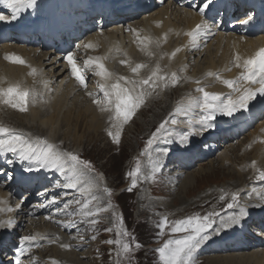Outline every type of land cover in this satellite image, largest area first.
Returning <instances> with one entry per match:
<instances>
[{"label": "bare ground", "instance_id": "obj_1", "mask_svg": "<svg viewBox=\"0 0 264 264\" xmlns=\"http://www.w3.org/2000/svg\"><path fill=\"white\" fill-rule=\"evenodd\" d=\"M68 1L70 2V0ZM212 1L213 3H211L210 7L208 8L209 13H211V15H213L214 17H217L219 20H221L222 18L227 20L228 14L224 13L221 4L224 3L225 5H229L230 3L227 0H212ZM168 12H169L168 9H165L161 14L151 16L148 20L143 19L134 22L133 25H135L134 28L136 29L137 33L126 34V35L121 34L120 36L106 34V36L102 37V39L105 42V51L107 54L109 55L113 54L115 56L123 55L121 57L112 60L110 58H107L106 62H103L105 66L108 68V70L111 71L116 77L117 75H120V77L121 76L128 77L130 80L146 79L147 75L150 76L151 72L155 70L157 64H159L162 70V72L160 73L161 75L167 73L170 77V74L172 72H175L177 74L178 82L176 83V85H173L171 84V82H168V86L164 87L163 86L164 81H157L158 86L155 89L158 90V94L153 95L154 96L153 102H155L158 107L157 110L154 111L152 115L153 118L149 120L150 123L147 126L150 128L153 127L158 128L160 123L164 121L163 119L166 118L168 113L169 114L165 120H170L171 118H173L171 117L169 119L170 115L171 116L176 115L175 119L177 120L178 125H173L169 123L165 126L166 131H163L164 132L163 134L167 135V137L169 138L170 134H167L168 130L174 128L175 126L183 127L185 126V124H188L190 128L196 127L198 123L196 120V113L204 112L201 111V107L195 106L194 103L192 104L191 107H188L191 102L196 100H202V95H203L202 93L200 94L199 98L195 97L194 94L195 93L194 85L198 86V84H196V81H200L204 77L205 83L203 84L204 85L203 88H205V90L208 92L221 91L222 92L221 96H225L224 93L232 92L233 91L232 88H229L226 84L223 83V81L230 79L235 80L238 78V74L245 71L243 67L235 66L236 54H239L241 56L242 61L250 58V54L252 53V50L249 47V45L251 43H257V44L263 43V38L258 37L259 36L258 34L254 38L241 37L239 41H236L232 37V35L223 34L217 40H210L208 38V34H206L205 31H202L201 34L203 35L202 36L200 35L198 37L197 45L203 44L204 42L205 47L201 49V47H197V45H193L190 48L192 41H190L189 36L185 34L187 29L189 28V23L187 22L182 23L180 20V14L178 12H172V16L166 19L165 23L163 24H157L154 21H152V19L154 18L164 17L165 13ZM190 16L191 18H200L201 21H204V17L198 15L196 11H194L193 9H191ZM171 23H174L176 25V31H173L169 28ZM206 23H207V27L209 28L212 27L213 25V22H206ZM161 30L164 31L160 34L159 32ZM146 32L147 35H144ZM164 32L168 33L166 40H165ZM148 33H150L149 34L150 36L148 35ZM173 34L177 36V40L171 38L170 35ZM144 37H150L153 43L141 44L140 41L143 40ZM124 38H125V42L128 41V39L129 42L128 43L126 42L125 44L126 47L121 49V51L118 53L117 50L119 49L120 42ZM157 40L160 41L159 46H157V44L155 43V41ZM177 48L181 49V51L177 52L175 57H172L171 54ZM141 49H145V50H141ZM148 51L153 52L154 55L149 56L147 54ZM187 51L192 52V54L186 53ZM40 53L36 54V56H38ZM200 55L201 57L206 55L210 61L208 60L206 61L205 58L204 59L205 62L202 63L200 59L199 62L197 63L198 69L197 70L195 69L196 73L195 72L194 74L192 73L193 75H195L193 76L191 75L192 68L188 63L189 61H191L192 58L199 57ZM215 58H217V61H215ZM56 59L57 57H53V60ZM122 60H128L129 63L128 64L119 63ZM136 64H145L147 65V67L141 69L139 74L137 75L131 71V67H134ZM54 65L56 67L55 74L61 77L62 80L65 79L68 82V85H65L64 87L61 88L63 90L62 93H58L57 91L60 88V86L63 85L59 83L56 90L55 87H53V82L50 72L45 73L43 75H39L37 73L35 75H32L31 72L32 69L34 68L32 66V61H30V65L28 66L6 65L1 58V51H0V88L6 89L11 85L18 84L21 87V89L24 90L28 85V88L33 94L31 100L32 99L34 100V102L30 105V107H27V111H29L28 113H19L20 112L19 109L17 110L13 108L11 105L5 104L3 100H0V121L10 122V120H12L19 126L27 128V130L31 131L32 133H38L41 137H47L48 141L53 144L54 142L57 141L60 144L61 143L65 144L69 139L70 140L72 139L74 144H76L78 139L84 136V135L81 136L83 133H79V132L80 130L82 131L81 129L82 126L86 127V123H85L86 120H87L88 128L86 130H84L83 128V130L85 132L88 131V136L91 134L98 135L97 132L101 134H108L109 129L115 131V129L112 128L113 121L110 120V116L113 115V113L111 111L101 112L100 107L97 104H95L93 101H91V99H89L85 94H83L82 89H80L78 86H75L74 81L69 78L68 73H66V70L62 66V63L57 62L56 64L54 63ZM89 67L93 68L95 73L94 67L92 65H90ZM188 68H191L190 74ZM209 72L218 74L219 79L217 78L216 75L208 76L207 74ZM141 75H143V77H141ZM183 77L186 80L183 79ZM98 80L99 83H105L108 85L115 82L114 80L104 81L101 79V77H99ZM180 82H184L185 84L179 86ZM121 84L122 86L125 87H131V85H127L123 81H121ZM155 89L153 90L148 86H144V91L150 94L151 93L154 94ZM76 91L82 92V94H78L73 97L72 93ZM137 91H139V89H137ZM242 92L243 91L236 92V97H239L242 94ZM183 93L190 95L189 98H187V102H184L182 105L187 108V111L176 114L174 107L175 97L173 96L171 97V95H176L177 98L179 99V96L182 95ZM49 95H56V100L51 105L48 104V102H50ZM78 96L80 99H78ZM68 97L70 98V100H73V104L75 105L76 108H80V111H78V113L76 112L77 114L73 113L75 111L73 112L71 111L73 108L69 107L70 102L68 103V101H66L68 100L67 99ZM221 98L223 99L224 97ZM182 101L183 100H178V103ZM149 102H151V100ZM141 106L135 111L134 114H141L143 112V107ZM146 108H147V112H149L151 106ZM189 116L191 118L190 121L186 120ZM156 121L159 122L157 123ZM1 122L0 124H2ZM125 127L126 125L124 124L122 130L123 133H126ZM262 128H263L262 126L255 128L253 132L261 136ZM258 142L259 141H256L255 144L257 145ZM236 150L237 149H235L233 152H236ZM252 150L255 151L254 152L255 155L252 157V160H250L249 155H247V157L243 155L242 167L240 166L241 168H238V171L237 170L235 171V175L238 177L239 175L240 176L247 175V177H244L245 181H247L249 179L248 177L250 176L249 175L250 171L247 169L248 165L253 164V162H255V166H253L255 167V170L252 173L251 176L252 178H254L261 171V166L264 165V151L261 154H259L255 148H253ZM5 152L6 151H2L0 154L3 155L5 154ZM237 156L239 155L237 154ZM152 157L160 163H163L164 160L167 158L166 153L161 150L158 151L157 153H154ZM228 159L232 162V157L230 156V153ZM224 160L225 159L220 160L221 164H224ZM169 163L173 164L174 160L172 161L170 160V162L163 164V166L160 165L159 167L165 168L168 166ZM212 163L214 162L212 161ZM156 165L157 163L155 164V166ZM25 167L28 169L31 168L32 166L30 165ZM48 167L53 169V167L50 165H47L46 168ZM201 173L202 172H199L198 176H200ZM35 177L37 178L38 176L36 175ZM194 178L195 176H193V174L189 171L187 173V176L182 180L183 182L182 189L189 188L194 183L193 182ZM247 186H249V188L246 191L247 193L250 194L251 198H253L259 192V187L254 188L252 184ZM93 193L95 192L93 191ZM221 195H225L226 198L224 200H221L220 199ZM0 196H6L9 199H11L8 196V194L3 190H0ZM213 196L214 199L212 198V196L211 198L216 201V202L214 201L215 205H220L222 203L223 205H225L227 201L230 202V200L228 199V193H223L220 190L219 192L213 194ZM244 198L245 196L243 195L241 199ZM175 200L176 199H173V203L175 202ZM257 200H261V197H258ZM176 201L178 202V200ZM166 202L167 200L163 201L162 204L165 205ZM179 202L181 203V205H183L184 203L183 200ZM170 207H172L171 204ZM12 209L13 211H10L6 214L10 216H14L15 209L14 208ZM175 209L178 210L177 212H179V210L183 209V206ZM31 221L34 224L38 222L37 220H32V219ZM42 231L43 230L41 227L39 232ZM45 250H51L52 251L51 253L53 255L60 256L58 260L49 259L48 264H53L54 261L56 262V264H62L64 262L68 263L70 260H73L75 258L74 257L73 259H71V256H74L75 253L73 252L58 253L56 247H45ZM255 256L256 253H250L247 256H243V255L217 256L210 258V261L213 264H248L250 262V258H255Z\"/></svg>", "mask_w": 264, "mask_h": 264}, {"label": "snow or ice", "instance_id": "obj_2", "mask_svg": "<svg viewBox=\"0 0 264 264\" xmlns=\"http://www.w3.org/2000/svg\"><path fill=\"white\" fill-rule=\"evenodd\" d=\"M3 4L11 9L10 16L0 14V21H9L15 20L18 18L19 14L22 11H26L28 8L34 7L36 4V0H2ZM211 0H205L202 5L201 11L203 9H207ZM247 22V21H245ZM207 28V23L203 22L201 24H197L194 29L187 32L186 35L191 38L192 44L195 45L198 37L201 32ZM129 31H135L129 28ZM167 36L165 34V40ZM141 44H151L153 43L150 37H144L143 40L140 41ZM157 46H159L160 41H155ZM85 47L91 48L92 44H87ZM145 50V49H141ZM181 51V49L177 48L172 54V57H175L176 53ZM147 54L149 56L154 55L153 52L148 51ZM13 63L24 64L25 61L19 57L12 56L8 57ZM68 63L71 65V73L75 77L77 81L81 85L86 87V79L84 75L81 73V69L77 66L76 60L74 59V53L69 52L66 57ZM107 59V57L102 58H89L85 63L87 65H94L95 67V75L101 77L102 80H114L115 82L108 85L105 83H101L99 85L100 91L103 93V97L105 98L106 104L102 102L100 99H94V103L100 107L101 112L111 111L113 115L110 116V120L113 121L112 128L115 131L109 129L108 135L112 138L115 143L120 142V138L122 135V130L124 124L129 122L131 117L134 115L135 111L145 102V96L150 93H146L144 91V86H148L153 90L158 86L157 81H164V87L168 86V82H171L175 85L178 82V77L175 72L170 74V77L167 73L161 75L162 72L159 64L156 65L155 70L151 72V75L146 79L139 80H130L128 77H116L108 68L105 66L101 60ZM235 66L243 67L245 71L241 73L240 79L233 80H224L223 83L226 84L229 88H232L235 92H240L241 89L238 85L242 83H257L260 85L259 92L264 94V48H261L255 57L248 58L246 60H241V56L236 54L235 56ZM122 64H128V60H122ZM147 67L145 64H136L134 67H131V71L135 74H139L140 70ZM32 75L36 74V69L33 68ZM208 76L216 75L219 79V75L209 72ZM121 81H123L127 85H131V87L122 86ZM196 83H200V81H196ZM139 89V91H137ZM197 91L201 92L202 100H196L189 104L188 107H191L194 103L195 106L201 107L207 115L202 117V121H208L213 118L214 113L217 111L223 112L226 115L231 116L234 111L239 110L240 108H246L248 101L255 96V92L250 88L243 89V93L233 99L231 96L226 98V102L221 98L220 94L210 93L205 90V88H198ZM29 91H25L21 89L18 84L11 85L9 87L0 88V100H3L5 104L11 105L13 108H17L20 111H27V98L29 97ZM6 98V99H5ZM176 113L186 112L187 108L184 106H178L176 108ZM176 124L177 120L175 118H171L170 120H164L160 123L159 127L156 129L154 133H152L151 137L147 141V148L145 152H147L148 148H151L155 140L158 138V135L162 133V131H166L167 124ZM0 150H5L9 152H18L22 157H26L27 155H35L36 159L42 161L46 165H50L54 168H58L60 170H69L71 172V177L69 183H67L66 187L77 189L83 194L92 193L93 188L97 187V184L93 182L91 179H87L88 173L92 171V165L88 161L82 160L78 155L74 154L70 151H60L57 149L56 145L50 143L47 139H42L40 137H35L33 140L30 134H25L23 132H18L14 129L0 126ZM253 166H255V162H253ZM157 171L156 167H153L152 174L153 178L155 172ZM141 173V168L139 162L136 165L134 171L128 173L130 177H132V184L127 190L132 191L133 188L137 186V180L139 179V175ZM145 179H148L145 176ZM259 179L264 181V171L259 172ZM104 191L111 195V190L105 188ZM225 195H221L220 199L224 200ZM97 197L95 195H89V198L81 204V201L77 200L76 203L80 204L79 213L85 217H96L100 213L105 212L108 208L96 207L94 210L90 207V204L93 200H96ZM261 199H264V196H261ZM2 203V201H0ZM239 203V193L231 194V201L227 203V209H232ZM67 207V206H66ZM111 207V205H109ZM0 211H13L12 208L0 209ZM67 215H75V213H67ZM219 212H210L207 215L199 216L193 215L189 216L185 219L173 222V226L171 231L176 232H185V235L181 239H169L164 245L158 249L160 259L163 261V264H191L193 259V254L197 248H199L202 241H205L209 238L207 233L209 228H212V225L215 223L212 217L219 216ZM247 215V212L244 207H240L239 209V217H244ZM119 221V231L118 235L120 237L128 236L129 233L123 228V218L118 217ZM238 217L229 216L227 220L222 219L220 221V227H229L230 223H237ZM99 221L97 219H91L89 223L95 226ZM9 226L13 223V221L9 220L6 222ZM169 224L167 217L164 218L163 224L161 227H165ZM65 227H70V224L64 225ZM220 227L213 229V231H219ZM93 230H95L93 228ZM106 231L111 232L113 229L108 228ZM36 236H25L20 240V251L23 254L27 249L25 248V244L27 242H31L36 240ZM95 239V236L92 237ZM108 244H116L120 245L124 253H128L131 251V245L127 242H123L122 239L116 240H108L106 241ZM62 247L68 248L69 245H61ZM137 248L140 245L137 243L135 245ZM120 255V252H117V256ZM16 264H20V261L17 260ZM53 264H56L54 261Z\"/></svg>", "mask_w": 264, "mask_h": 264}, {"label": "rangeland", "instance_id": "obj_3", "mask_svg": "<svg viewBox=\"0 0 264 264\" xmlns=\"http://www.w3.org/2000/svg\"><path fill=\"white\" fill-rule=\"evenodd\" d=\"M186 53L192 54V52L190 51H187ZM200 57L201 55L199 57L192 58L191 61H189L188 63L191 66V62L195 61V64L191 66L192 69L190 68L193 74L198 69L197 63L199 62L200 59L202 62V57H205L206 61L207 60L210 61L206 55L202 56L201 58ZM215 61H217V58H215ZM204 62L205 60L203 61V63ZM47 70L49 71V69ZM192 73L191 75H193ZM148 76L149 75H147V77ZM117 77H120V75H117ZM141 77H143V75H141ZM183 79L185 78L183 77ZM204 79L205 78L203 77L200 80L199 84L196 83L198 84V86L195 87V93H194L195 97L198 98L200 97L201 92L197 91V89L204 87L203 85L205 83ZM184 84H185L184 82H180L179 86ZM61 88L62 86H60L59 89ZM156 92H158L157 89ZM49 97H50V102H48V104L51 105L56 100V95H49ZM67 99L68 100L66 101H68V103L70 102L69 107L73 108L71 111L72 112L75 111L73 113L77 114L78 111H80V108H76L75 105L73 104V100H70L69 97ZM153 99L154 96L151 95V99H149L146 104V107L151 106L150 111L147 112L146 110L144 113H141L140 117H138L139 119L138 122L135 121L134 126L130 127L131 125L130 122L126 123L128 124L127 127H125L126 133H124L123 136H121L120 142L118 144L117 143L115 144V142L108 134H101L97 132L98 135L91 134L88 136V131L86 132L84 131L88 128L87 120L85 121L86 127L82 126L81 128L82 131L80 130L79 132V133H83L81 135V136L84 135L82 137L83 139L78 137L79 139L76 142V144H74L72 139L71 140L69 139L65 144L64 143L54 144L56 145L57 149H59L60 151L73 152L74 154L78 155L82 160L91 163L92 171L88 173L87 179H91L93 180V182L97 184V187L93 188V190H97L95 193H93V195H95L97 199L93 200V202L90 204V207L93 210L96 207L108 208L107 211L100 213L96 217H85L80 215L79 213L80 207L75 208L76 205H80L77 204L76 201L79 200L81 201V203L85 202L89 198V195H91V193L88 196H83V197L73 195L74 196L73 198H69L66 201L67 207L65 210L66 212L65 219L66 220L72 219L71 222L74 226V231H73L74 239L71 238L70 241L76 243L75 245L76 248L75 250L72 251L75 254L74 256H71V259L75 257L76 259L74 258L73 260L76 264H119L117 262V252H121L122 248L120 247V245L106 243V241L108 240H116V239H122L123 242H127L130 245L134 244L137 240V242L140 245V252H141L140 264H158L156 252L153 248V244L155 241L152 239L150 241L148 240L153 237L152 235H150L151 231L154 232L156 229L158 228L160 229L161 225L163 224L162 222L159 225V227H155V224L158 225L159 223V216L160 217L165 216V214L162 215L160 214L165 212L170 213V214H166V217H168L167 219L169 221V224L165 226L166 227L165 229H167V231L171 233V235H173L174 237L180 236L181 238H183L185 235H187V233L185 232L174 233L171 231L173 222L185 219L189 216L197 215V211H196L197 207L194 208V206H198L199 204L197 203H199L201 200H202L201 202H204L203 200L207 195L205 194L206 192L205 190L207 189L206 187L211 186L213 183H215L216 185L214 186V188L217 189L221 184H223V182H227L229 181V179H232L231 176H235V171L238 169L235 167L236 165L233 164L224 165L219 163L218 160L215 158L211 161L206 162L205 164H201L197 166L195 169L190 171L193 174V176H195V178L193 179L194 183L189 188L182 189L183 182H181L177 192L171 193L172 195L157 193L156 189H158V191L162 190L164 185L157 187L154 183V181L156 183H160L161 178H157L158 173H155L153 178V174L151 170L152 163L154 161V158L152 157L153 151L147 149V152H145L147 145L143 146L145 140H147V137L149 136L146 137L145 134L139 136V133H141L147 128L148 124L150 123L149 120L153 118L152 115L154 111L157 110L158 106L156 105L155 102H153ZM150 100L151 102H149ZM26 112L27 111H20V113H26ZM173 118H175V116H173ZM3 123L7 125L14 124L12 121L10 122L5 121ZM127 128H130V130H127ZM153 130H155V127H153L151 131ZM147 131L146 134L149 135V131L148 132ZM31 136L39 137L32 134ZM238 143H242V141L241 142L239 141ZM236 145L237 143L233 145V148H235ZM238 150L239 149L236 150L237 154H238ZM231 153L233 155H236L233 152ZM254 155L255 153L253 154V156ZM244 156L247 157V153ZM253 156H250V160H252ZM241 157L243 158V155ZM212 161L214 163H212ZM138 162L140 164L141 173L139 175V179L137 180V186L133 188L132 191H128L127 189L131 187L132 184V177H130L128 173L135 170ZM203 169L205 172L203 171ZM247 169L250 171L249 174L250 176L248 177L249 179L248 178L247 179L250 180L252 179L251 176L253 171L255 170V167H253V164H250L247 166ZM198 171L202 172L200 176H198L199 173ZM145 176H147L148 179H145ZM244 177H247V175H243V176L239 175V177L236 176L235 184L242 183L241 180ZM252 185L254 186V188L258 187L255 186L254 184ZM105 188L111 190V195H109L104 191ZM215 193L216 192L212 193L211 195L213 199H214L213 194ZM158 195L169 197V203H172L173 199H176L178 201L183 200L184 201L183 205H181V203L178 202L179 206L176 208L184 206L186 202L185 214H181V215L177 214L178 216L177 218L175 217L170 218L171 214H173V207H170V204L166 202L164 208L162 202L168 200V198L167 199L158 198L159 197ZM211 196L210 199L213 205L217 208V211L223 212L227 208L226 205L229 201H227L225 205H223V203L220 205H215L216 201L213 200ZM153 198H157V199H153ZM153 202L157 204H154ZM109 205H111V207H109ZM183 209L179 210V212H181ZM67 213H75V215L70 216L67 215ZM182 215L185 216L182 218ZM121 216L123 218V228L127 232L130 231L132 233L129 235L128 238L120 237L117 234L119 231V226H118L119 221L117 218ZM91 219H97L99 222L95 226H93L89 223ZM93 228L95 230H93ZM108 228H112L113 230L111 232L106 231L105 229ZM93 236H95V239L92 238ZM60 239L65 240V238L62 236ZM53 247H56L58 250L60 249L59 245L58 246L55 245ZM69 251L70 250H68V252ZM199 253H200L199 248H197L194 254H196L199 259L204 261L203 264L212 263L210 261V258L212 257L205 259V255L203 256ZM41 255L42 253H40V256ZM235 256H240V255H235ZM38 258H39V254L37 253L35 260ZM40 261H41L40 264H43L44 260L41 259V257H40ZM200 262L202 261H199L195 264H199Z\"/></svg>", "mask_w": 264, "mask_h": 264}]
</instances>
